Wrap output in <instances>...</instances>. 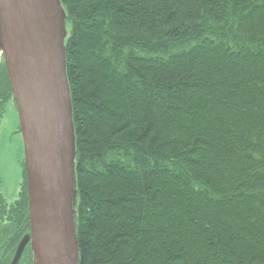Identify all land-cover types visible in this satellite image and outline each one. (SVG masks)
I'll list each match as a JSON object with an SVG mask.
<instances>
[{
    "label": "trees",
    "instance_id": "1",
    "mask_svg": "<svg viewBox=\"0 0 264 264\" xmlns=\"http://www.w3.org/2000/svg\"><path fill=\"white\" fill-rule=\"evenodd\" d=\"M60 2L78 264H264V0ZM11 95L2 65L0 121ZM21 186L0 264L29 235Z\"/></svg>",
    "mask_w": 264,
    "mask_h": 264
},
{
    "label": "water",
    "instance_id": "2",
    "mask_svg": "<svg viewBox=\"0 0 264 264\" xmlns=\"http://www.w3.org/2000/svg\"><path fill=\"white\" fill-rule=\"evenodd\" d=\"M66 13L60 0H0V48L24 143L29 235L34 264H78L76 195ZM67 39V38H66Z\"/></svg>",
    "mask_w": 264,
    "mask_h": 264
},
{
    "label": "rangeland",
    "instance_id": "3",
    "mask_svg": "<svg viewBox=\"0 0 264 264\" xmlns=\"http://www.w3.org/2000/svg\"><path fill=\"white\" fill-rule=\"evenodd\" d=\"M66 23V21H64ZM66 38L69 33V25L66 23ZM66 38L64 42L66 41ZM4 65V58L0 48V68ZM12 96V95H11ZM3 118L0 121V177H1V193L6 203H10L17 199L18 193L21 191L22 184L27 182L26 175L22 173L23 160H24V143L22 142V134L19 129V116L16 111L15 102L11 100L5 107ZM75 160V159H74ZM75 162V161H74ZM22 163V164H21ZM24 172V171H23ZM75 172V165H74ZM76 177V173H75ZM75 179V178H74ZM27 189V186L25 187ZM76 189V185H75ZM76 195L72 202L73 216L76 210ZM75 227V216H74ZM29 233V232H28ZM26 233V234H28ZM25 235V234H24ZM17 248L13 251V255L17 253ZM16 251V252H15ZM15 253V254H14ZM20 264H34L33 250L31 246L25 249V252L20 256ZM18 260V262H19ZM17 262V263H18Z\"/></svg>",
    "mask_w": 264,
    "mask_h": 264
},
{
    "label": "flooded vegetation",
    "instance_id": "4",
    "mask_svg": "<svg viewBox=\"0 0 264 264\" xmlns=\"http://www.w3.org/2000/svg\"><path fill=\"white\" fill-rule=\"evenodd\" d=\"M22 169H23V166H22ZM0 193H1V190H0ZM1 194H2V193H1ZM27 247H29V244L25 247V249H26ZM25 249H24V251H25ZM24 251H23V253H24Z\"/></svg>",
    "mask_w": 264,
    "mask_h": 264
}]
</instances>
